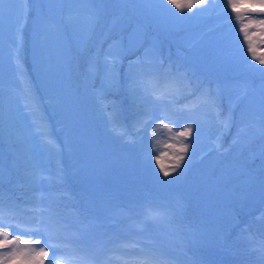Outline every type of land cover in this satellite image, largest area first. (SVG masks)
<instances>
[{
	"label": "trees",
	"instance_id": "trees-1",
	"mask_svg": "<svg viewBox=\"0 0 264 264\" xmlns=\"http://www.w3.org/2000/svg\"><path fill=\"white\" fill-rule=\"evenodd\" d=\"M55 1L69 44L63 49L65 73L60 79L68 84L67 94L82 121L87 156L93 162L90 173L95 175L70 173L59 153L41 167L33 153L24 156L15 149L34 142L30 134L34 127L50 138L53 128L60 125L51 97L42 90L29 59V30L36 7L43 12L49 1L24 0L25 19L19 30L16 27L23 58L16 63L15 74H0L3 203L31 199L35 174L45 169L52 177L48 186L52 197L83 217H101L104 212L99 206L106 205L110 217L119 220L156 202L163 212L176 210L165 221L175 234L169 236L160 229L157 236L172 243L183 234L184 242L177 243L181 263L247 264L246 256L256 248L249 251L244 230L255 240H264V64L260 63L264 60V24L257 23L264 20V7L259 0H205L203 6L194 4L191 11L188 4L194 0H176L180 8L169 0H102L89 4L95 12L94 25L82 42L65 31L70 25L73 28V19H67L76 5L68 10V0ZM132 32L141 33V43L127 50L115 73L102 81V59L109 42H128ZM136 57L145 62V68L162 62L164 69L186 71L193 84L215 97L219 118L207 108L186 114L133 96L127 76ZM92 64H96L94 71ZM0 65L6 67L2 58ZM155 115L160 117L159 124L153 121ZM225 120L228 127L222 128ZM188 123H192V134L180 136ZM118 129L126 134L120 136ZM134 130H138L136 135ZM126 135L132 139L123 141ZM157 145L160 150L150 166L168 169L171 175L164 181L148 178V171L142 177L140 172L141 153H150ZM185 145L187 151H181ZM116 206L124 211L117 213Z\"/></svg>",
	"mask_w": 264,
	"mask_h": 264
},
{
	"label": "rangeland",
	"instance_id": "rangeland-1",
	"mask_svg": "<svg viewBox=\"0 0 264 264\" xmlns=\"http://www.w3.org/2000/svg\"><path fill=\"white\" fill-rule=\"evenodd\" d=\"M48 1L49 3L45 5L43 12L37 8L38 6L36 7L37 11L35 14L37 16L31 22V31L29 30V59L30 65L32 69H34V74L39 75L42 90H45L47 96L51 97V100L54 104L55 113L59 116L57 120L60 122L59 124L61 128H53V137H55V140L51 138L48 139L47 137V139L39 137L40 135H38L36 131H33L31 133L32 137L36 136V138L33 137L35 139L34 142H31V144H29L27 147L15 149H17V151H21L24 156H29L31 153H33L34 162L41 167L46 163V161L59 153L64 163L66 165H70L75 174L81 177H87L90 174L95 175V173H90V169L92 170L91 164L93 162H91L90 157L87 156L89 153L86 151L84 144L83 136L85 135L81 125L82 121L80 120L79 114H76V110L72 106V99L70 95L67 94L68 84L66 81L60 79V75L65 73L63 67L65 65L63 49L69 44L64 39V34L62 31L63 29L61 28V24L58 21L57 13H59V10H56V1ZM67 4L68 10H72L71 7L75 5L76 8L74 11L72 10L71 12H68V15H71L70 17L73 19V28L70 25V27L68 26V28H65V31L68 29L69 34L73 36V38H79V41L82 42L87 37V35L90 34L93 28L95 12L93 13L91 11L92 9H90V6L88 3H86V0H68ZM25 7L24 0H10V2L9 0H6L5 3L0 5V59L2 58V63L6 66L4 67L0 65V74H15L17 72V69L15 70V65H17L16 63L21 61L23 58L24 50L21 46V40L17 36L16 27L18 26V22L20 25L25 19ZM67 20L69 21V19ZM110 35L111 33L107 34L108 40L110 39ZM73 38H71V43L74 40ZM141 40L142 37L140 32H132L128 37V42H122V44L120 39L113 41L111 40L109 42V45L106 47L107 53H105L102 59L104 71L102 81L105 80L104 77L107 75L105 61L111 58H116L118 61H120L124 57L126 51L139 46ZM143 58L145 59V56H143ZM137 59L138 58L136 57L134 61H137ZM139 66L140 65H136V67ZM95 68L96 64L95 66L92 64L93 71ZM43 74L48 77V83L46 82V78ZM261 86L264 87V83H261ZM159 120L160 117L155 115L153 121L156 124H159ZM148 125H150V123H148ZM152 127L153 126H151V128ZM120 133L125 134L126 132L120 131ZM124 140L125 139L123 138V141ZM149 150H151L150 153L147 150L143 151L140 155V172L142 173V177H144V173L148 171L151 173V175H148L147 177L156 181H161L162 179L164 181L170 178L171 173L167 176L164 175V172L168 170L167 168L159 166L158 168L153 169L150 166V164L156 160L160 146H154ZM126 162L129 161L126 159ZM41 172H43L42 175H39ZM44 173H46V170L40 169L37 171V175L34 178L35 182L33 184L32 190H39L37 197H39L42 193L46 196H52L48 191V186L52 183V181L50 178L47 179ZM153 203L157 204L156 202ZM99 209L109 217L110 211L106 207H102L100 205ZM17 210L19 214L15 216L24 217L26 219L27 227H30L32 223L30 219L32 213L25 210H20L19 208ZM165 210L166 211L162 213L163 215L161 219L156 221L148 219L146 223V229L140 230V232L134 236L135 239L141 242L142 246H151V244H149L150 238L157 236L159 233L156 227H159L160 225L165 226L164 223L166 221V215H171L172 212L176 211L175 209L172 212H170L169 209ZM145 211V214H143L144 221L149 209H146ZM138 223L143 224L145 222L138 221ZM10 224L11 223H8V221H5L4 227L2 229V231L9 233V239L12 238V234L14 232H20L15 231V229ZM169 228L172 229L171 227ZM132 231L134 234L135 230ZM180 234L183 237V234ZM130 235L131 234L125 235V237H121L120 240L127 239V241H133V235H131V237ZM244 235L249 251H252L256 248V250L252 252L251 255L248 254L246 256L247 264H264V244L258 248L255 247L253 245V239L258 238H251L249 235V230L247 229L244 230ZM0 239H3V237H0ZM19 239L25 241L26 243L22 245L9 244L12 245V248H10L9 245L5 246L3 253H0V264H23L25 259H28L29 264H41V261H43V264H49L54 255L57 259L62 255L59 250L52 249L48 246L51 241H48L46 244L47 237L43 233L21 234ZM156 239H159L158 236ZM36 240H39L40 243H35ZM100 240L102 239H99V241ZM41 246L45 247V251L48 253L47 256L38 254L39 248ZM159 246L160 247L156 249L171 258L170 264H182L180 260H178L176 263L175 260H177V258H174V253L180 251V247L176 243L173 241L172 243H167L165 245L159 243ZM13 248H15L19 254L14 259L5 258L3 254L12 251ZM183 249L187 250L185 246ZM250 257L253 258L251 259ZM61 264H63V261H61ZM197 264L205 263L197 261Z\"/></svg>",
	"mask_w": 264,
	"mask_h": 264
},
{
	"label": "snow or ice",
	"instance_id": "snow-or-ice-1",
	"mask_svg": "<svg viewBox=\"0 0 264 264\" xmlns=\"http://www.w3.org/2000/svg\"><path fill=\"white\" fill-rule=\"evenodd\" d=\"M5 2L6 0H0V5ZM100 2L102 0H86L88 4ZM169 2L178 8L181 7L176 4V0H169ZM259 3L261 7H264V0H259ZM194 4L203 6L205 0H194V3H189V11H191ZM231 7L235 9L237 5L233 3ZM71 19L69 17V22H71ZM257 23L264 24V20H259ZM241 31H243V28H241ZM245 38L247 39V33H245ZM118 62L116 58L107 59L105 61L106 74L115 73ZM144 63L143 61H133L129 65L128 89L133 96L144 103L159 106L162 109L175 108V111L186 114L194 113L201 108H207L219 118L215 97L206 89L201 90L198 85L193 84L186 71L173 67L164 69L162 62L158 67L148 66L145 68ZM260 63L264 64V60H261ZM136 65L140 66L136 67ZM181 99H186V102L180 104ZM170 122L176 123V121ZM163 123L164 121L161 120V124ZM221 126L227 128L228 121H221ZM192 131V123H188L179 135H191ZM240 132L245 134L246 129L241 128ZM119 134L124 135V133ZM261 135H264V130L261 131ZM187 147L185 145L180 150L186 152ZM179 159L183 160L184 157L180 156ZM168 174L167 171L164 172L165 176ZM25 211L32 213L31 226L24 228L23 232H14L12 238L9 239V233L2 231L5 212L2 198H0V237H3V239H0V247L9 244H25V241L19 239L21 234L43 233L47 237L46 244L51 241L48 246L62 253L58 259L54 255L49 264H61V261H63V264H170L171 262L170 257L158 251L154 246H141L139 242L134 240L94 242L87 234L88 225L84 222L80 213L74 210L75 220L70 221L67 215L59 209L55 197L46 196L42 193L36 198L35 203L26 208ZM17 214L19 213L16 206L10 207L7 212L9 216ZM162 215V213L149 210L146 219L156 221L161 219ZM15 227L19 229L21 226L17 224ZM35 243L39 244L40 241L36 240ZM18 254L17 250L13 248L12 251L4 253L3 256L14 259ZM38 254L48 255L44 246L39 248ZM23 264H29L28 259H25ZM41 264H43V261H41Z\"/></svg>",
	"mask_w": 264,
	"mask_h": 264
}]
</instances>
